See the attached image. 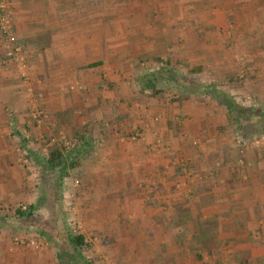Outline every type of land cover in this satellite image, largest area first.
Listing matches in <instances>:
<instances>
[{"label": "crops", "instance_id": "obj_1", "mask_svg": "<svg viewBox=\"0 0 264 264\" xmlns=\"http://www.w3.org/2000/svg\"><path fill=\"white\" fill-rule=\"evenodd\" d=\"M7 2L44 97L37 122L31 93L13 67L0 64V204L43 205L42 161L64 134L77 144L61 183L72 190L70 176L79 179L84 223L110 261L264 264V151L254 142L236 150L219 102L206 98L201 108L175 82L179 92L167 101L140 79L165 55L185 68L187 58L201 69L222 65L224 42L235 50L243 43L249 72L264 73V49L254 42L264 40L256 33L264 0ZM1 46L0 39V54ZM256 85L251 90L264 94V84ZM6 219L0 216V264H47L50 252L34 226L15 230ZM17 236L28 243H15Z\"/></svg>", "mask_w": 264, "mask_h": 264}, {"label": "rangeland", "instance_id": "obj_2", "mask_svg": "<svg viewBox=\"0 0 264 264\" xmlns=\"http://www.w3.org/2000/svg\"><path fill=\"white\" fill-rule=\"evenodd\" d=\"M228 19H229V22H232L231 21L232 15L228 16ZM262 28L264 27H261L259 29V32L255 31L257 33V36L261 38H262V35H260V33L264 34V29ZM0 39H1V44H2L1 46L2 53L0 54V59H1L3 56L2 55L3 54V35H2L1 28H0ZM254 42L255 44H257L256 47L264 49V40L262 41L256 40ZM224 43L226 44L225 49L229 50V57H226L225 59L226 63L224 62V64L222 65H221V62L214 63L213 61L211 65H217V66H213V67L204 66V68L201 69L202 65H200L199 63L196 64V62L194 63V61L189 60V58H187V67L185 68V65H183L182 62L177 61V63H175L169 60V58H166V55H165L164 58L161 59V62L154 61L155 63H157L156 66L155 65L154 67H152V65L149 66L150 69L148 71L151 72L152 70V72H154L158 70L167 69L170 64H172L174 67L175 65H177L175 68L172 66L175 70H181V69L186 70L185 72H182L179 74L183 75L185 73V75L188 76L189 81L191 82L190 87H191L192 94H194V96H196L197 98H200V100H196V101L199 103V107L201 108H204L205 106H207L206 104L207 101L213 100L214 102H218V98H222L225 95H226L225 98H230L235 103L243 107L264 106V94L262 93L259 94V93H256V91L251 90V88H253V85L264 84V81H262L264 80V73L262 72H257V73L251 72L250 73L249 72V70L247 69L248 62L246 63V58L248 57L247 55L245 57V55L242 54V52H240L241 50H245L242 48L243 43L238 42L236 44V47H237L236 50L233 44H230L227 42H224ZM247 43H253V42L248 41ZM258 44L260 45V47ZM257 51L258 50H256V52ZM256 57H258V55L252 56L251 58H256ZM165 59H167V62ZM165 62L167 63L166 65L164 64ZM162 65L163 67H160ZM179 65L181 66L178 67ZM157 67H160V68H157ZM197 68H200V70L193 71V72L190 71L192 69L196 70ZM29 73L31 75L30 84L32 86V89H35V92H36V90L40 89L37 87V85H39L41 78L39 76L36 77L32 75L30 68H29ZM141 76H140V79H141ZM20 81L22 82L21 79ZM171 82L173 81L164 82V80L162 79L158 85L160 88H162L161 91L165 92V97L167 101L174 100L176 98L175 96L178 94L177 92H179L170 86L172 84ZM32 92L35 93L34 90ZM42 92H43V97H44V91L42 90ZM206 98H209V100L208 99L206 100ZM203 104H205L204 107H203ZM218 105H220V107L223 110H225L222 103H218ZM215 107H217V105ZM222 120L225 121L223 122L225 123V126L223 128L228 129L229 131V132L227 131L228 132L227 138L231 139V134H233L234 136L233 141L235 143L236 150L238 152H239V149H244L245 146L248 147L253 142L258 146V148H261L262 151H264V132H256V133H252V134H249L243 137V136L238 135L239 130L236 128L235 123L232 122V120L229 118L228 115L226 116V118H224L223 116ZM223 135L224 134L222 132V136ZM237 136L242 137V141L237 143L236 141V139L238 138ZM67 138L70 141L76 140L75 137H71V136ZM75 146L76 145L66 149L58 142V148L63 154L62 157H63L64 164H66L65 162H70L71 157L75 153L73 151ZM24 159H26L27 162H24L25 161ZM20 161L23 162V164L25 165L29 164V160L25 157H21ZM57 174H58V167L54 168L52 170V173L50 174L43 173L42 178L39 181V184L36 186L38 187V198H42L43 205L34 211V214L32 215L30 219L23 221L21 219H17L14 217V210L16 208L25 209L28 206L27 204H18V205L0 204V216H6L7 222L10 224V226H13L12 229L14 228L15 230L16 228L14 226H18L20 224H21L19 226L20 230L22 229L27 230L28 228L26 229L24 227L28 226L29 224L34 226L37 233H39L38 231L39 227L44 230V232L46 233L45 235L46 237L41 236L45 242V243L43 242L42 243L44 244V246L46 245V249L44 250L45 252L47 251L50 252V258H51L50 260L48 259L47 264H59L56 259L55 243L58 242V239L61 237V235L66 229L72 230L74 233L81 234L83 236V240L85 244V247L83 248V252L87 255L88 258H90L93 264H115L113 260L110 261L109 259H107V255H106L107 253L104 252L103 249H98L101 247L100 243H102L101 242L102 239H100L99 236L96 233H94L89 228V226L85 225L84 223L83 215L80 209L83 207V203H85V199H84V195L80 193L79 179L77 178V176H74L73 178L72 176H70L71 177L70 181L72 182L71 184L73 188L72 190H69L68 184L67 183L65 184L64 182L60 184V187H56ZM63 213L67 214L66 217L64 216ZM15 235L16 234H14L13 236ZM12 240L17 244L28 243L26 242L24 238L20 236H17ZM39 246L41 248L43 247V245H39Z\"/></svg>", "mask_w": 264, "mask_h": 264}, {"label": "trees", "instance_id": "obj_3", "mask_svg": "<svg viewBox=\"0 0 264 264\" xmlns=\"http://www.w3.org/2000/svg\"><path fill=\"white\" fill-rule=\"evenodd\" d=\"M199 70L200 68H197L196 70L192 69L190 71L193 72ZM162 79L164 82L173 81L175 84L180 85V90L187 93V98L192 93L190 87L191 82L189 81L188 76L179 74L175 69L151 71L142 75L141 82L143 83V89L150 90L153 94L161 93L162 91L156 87ZM225 97L226 95L222 98H218V102L226 107L229 118L235 123L236 128L239 130L238 135L244 137L256 132H264V106L243 107L230 98ZM62 156L60 149L54 144L48 148V156L42 161V171H45L48 174L52 173V170L58 167L56 187H60L61 179L66 174V171H64ZM38 208V203L31 204L25 209L16 208L14 210V217L23 221L28 220ZM38 231L41 236L46 237V233L42 228L39 227ZM84 247L83 236L74 233L72 230L66 229L58 239V242L55 243L56 259L58 263L93 264L90 258H88L83 252Z\"/></svg>", "mask_w": 264, "mask_h": 264}, {"label": "built area", "instance_id": "obj_4", "mask_svg": "<svg viewBox=\"0 0 264 264\" xmlns=\"http://www.w3.org/2000/svg\"><path fill=\"white\" fill-rule=\"evenodd\" d=\"M10 13L11 11L9 9L8 2L0 0V28L3 35V56L0 59V64L3 66L13 67L16 70L27 91L31 93V100L29 104L30 116L37 122H41V109L39 101L43 98V92L40 89L36 90V92L35 89H32L30 84L31 75L27 64V56L25 50L17 43L16 36L11 29ZM70 89H73V86H71ZM33 90L35 93L32 92ZM131 138L135 139L136 137L133 135ZM238 138L236 139L237 143L242 141V137ZM56 141L66 149L77 144V140L70 141L64 134H60ZM52 142L55 141L52 140ZM24 160V162H27L26 159ZM29 244L35 245V241L30 240Z\"/></svg>", "mask_w": 264, "mask_h": 264}]
</instances>
